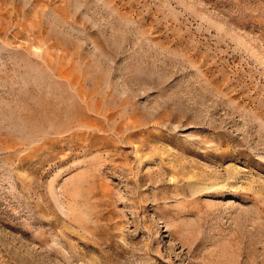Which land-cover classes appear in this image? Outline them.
<instances>
[{"label": "rangeland", "instance_id": "1", "mask_svg": "<svg viewBox=\"0 0 264 264\" xmlns=\"http://www.w3.org/2000/svg\"><path fill=\"white\" fill-rule=\"evenodd\" d=\"M0 264H264V0H0Z\"/></svg>", "mask_w": 264, "mask_h": 264}]
</instances>
